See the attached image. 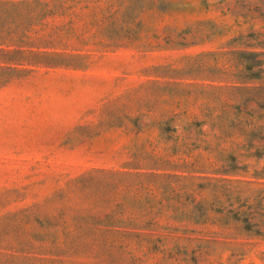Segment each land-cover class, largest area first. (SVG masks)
<instances>
[{
  "label": "rangeland",
  "instance_id": "obj_1",
  "mask_svg": "<svg viewBox=\"0 0 264 264\" xmlns=\"http://www.w3.org/2000/svg\"><path fill=\"white\" fill-rule=\"evenodd\" d=\"M0 264H264V0H0Z\"/></svg>",
  "mask_w": 264,
  "mask_h": 264
},
{
  "label": "trees",
  "instance_id": "obj_2",
  "mask_svg": "<svg viewBox=\"0 0 264 264\" xmlns=\"http://www.w3.org/2000/svg\"><path fill=\"white\" fill-rule=\"evenodd\" d=\"M251 61V64L249 65V69H252L254 66H256V65H260L261 64V61L260 60H254V59H252V60H250ZM253 74H256V75H258V73L257 72H254Z\"/></svg>",
  "mask_w": 264,
  "mask_h": 264
}]
</instances>
